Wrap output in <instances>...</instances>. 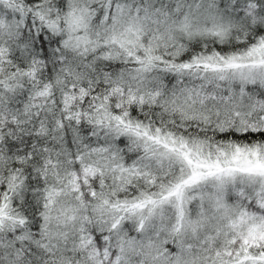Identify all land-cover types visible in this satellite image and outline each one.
<instances>
[{
  "label": "snow or ice",
  "instance_id": "obj_1",
  "mask_svg": "<svg viewBox=\"0 0 264 264\" xmlns=\"http://www.w3.org/2000/svg\"><path fill=\"white\" fill-rule=\"evenodd\" d=\"M0 264H264V0H0Z\"/></svg>",
  "mask_w": 264,
  "mask_h": 264
}]
</instances>
